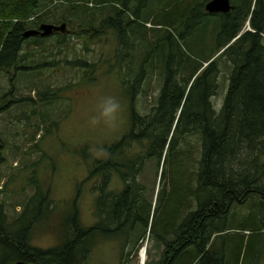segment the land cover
<instances>
[{"label": "trees", "instance_id": "obj_1", "mask_svg": "<svg viewBox=\"0 0 264 264\" xmlns=\"http://www.w3.org/2000/svg\"><path fill=\"white\" fill-rule=\"evenodd\" d=\"M153 1L163 4L152 8L150 0H0V71L18 74L30 63L47 73L72 68L87 84L82 69L89 66L92 84L109 61L113 64L106 72L119 65L123 89L132 100L130 129L98 158L91 156L89 177L77 186L78 195L62 221L70 238L57 248L31 245L35 226L47 223L56 210L52 190L44 194L38 187L11 223L0 206V264H40L47 261L46 255L52 264H86L94 233L121 240L128 248L123 259L128 264L148 228L157 249L167 245L159 264H260L264 253V0H231L228 14H208L206 4L211 0H173L171 5L169 0ZM249 16L253 32L242 33ZM149 22L160 28L148 30ZM42 24L67 27L48 37L25 38L27 31L41 30ZM111 34L117 38L115 55L91 61L95 43ZM76 41L81 42L77 47ZM72 50L78 53L74 61L62 56ZM224 61L229 64L230 81L222 104L215 107L212 98ZM160 64L164 70L158 95H153L149 110H139V96L152 98L145 75H155ZM42 71L36 72L38 77ZM53 87H45L44 96L39 94L40 105L51 97ZM192 135H198L194 139L198 138L199 160L193 159L196 146L190 141L181 146ZM82 156L90 159L86 148ZM153 160L160 174L154 210L146 186L138 180L146 161ZM194 165L198 171L190 178L189 167ZM114 174L124 185L122 192L108 189ZM98 178L102 183L92 188L101 190L96 202L98 223L84 231L78 201L84 183ZM217 233L223 235L213 238ZM209 241L223 243L225 249L207 253Z\"/></svg>", "mask_w": 264, "mask_h": 264}, {"label": "rangeland", "instance_id": "obj_2", "mask_svg": "<svg viewBox=\"0 0 264 264\" xmlns=\"http://www.w3.org/2000/svg\"><path fill=\"white\" fill-rule=\"evenodd\" d=\"M173 3V0H169V5ZM150 4L153 6L154 1L150 0ZM92 6L89 5L90 8ZM243 30L253 32L247 22ZM116 39L111 34L108 37H103L99 45L95 43L93 46L95 53L90 60L98 62L99 58L106 60L113 57L118 49L116 48ZM80 43L76 41L75 46L77 47ZM135 54L141 56L139 51H135ZM63 55L74 61L78 53L72 50L63 52ZM111 64L113 63L109 61L104 62L98 80L92 84L90 80L93 78V74L89 66L82 69L83 77H88L87 84H83L82 78L80 75L78 76V71L72 68L69 71L61 68L53 73H47L41 69L35 70V67L41 68L40 65L35 66L30 63L26 66L28 69L18 72L20 75L0 71V105L3 107H0V206L8 216V222L11 223L25 210L28 201L35 195L38 187L44 194H47V191L51 189L52 201L55 202L56 210L49 216L48 222L38 223L30 234V243L33 247L57 248L70 238L68 228L66 229L62 225V221L66 220L69 209L73 206L78 195V184L89 177L92 169L91 156L94 155L98 158L104 153L106 146L117 142L130 129L132 100L123 89L119 65L116 64L114 71L106 72ZM224 64L221 63L219 66L220 71L217 76L219 88L212 98L215 107L217 103L222 104L228 91L230 69L228 62L224 61ZM155 69V75H145L146 81L151 84L149 93L152 98L139 96L136 100L139 110L145 108L149 110L148 105L154 96L158 95L156 92L163 79L164 64L158 65ZM38 71H42L40 77L36 73ZM132 82L131 79L129 83ZM72 84L74 86L71 88ZM53 85L56 86L53 87ZM45 87H53L55 90L50 91L51 97L43 100L40 105L41 101L38 102V96L39 94L44 96ZM105 96H114L122 104V112L117 126L111 128L101 124L91 127L88 125V119L95 114L98 103ZM33 133L35 134L34 140ZM197 136L187 137L181 146H185L190 141V145L196 146L195 154L192 155L193 159L199 160L201 152L200 155L196 153V149H199L198 138L194 139ZM85 148L90 159H85L82 156ZM135 149L136 147L133 146L132 152ZM156 163V160L146 161L143 175L138 177L140 183L147 188V196L153 201V208L156 204V195L160 190V187L158 188L160 174L157 171ZM197 171L198 166L189 167L190 178ZM95 183L100 185L102 178L85 182L78 201L79 222L82 229H85L84 231L92 229L98 223L96 202L101 195V190H92ZM108 189L113 192L124 190V185L118 174H114ZM154 195L155 197L151 198ZM196 207L194 205V209ZM256 217H259V212H256ZM177 229L180 230L179 227ZM228 232L230 231L227 230L225 233ZM221 235L223 233H217L213 238H218ZM246 235L248 236L247 233ZM93 236L86 264H123L124 257L128 255V248L123 246L121 240L100 237L101 235L97 233H94ZM143 240L144 238L138 244L135 254L128 264L141 263L138 252L143 247L146 250V259L145 262L142 261V264H159L167 245L164 244L160 249H157L153 241L149 240L148 249H146L147 242ZM206 248L207 253L211 251L212 254L223 252L225 246L223 243L209 241ZM245 250L246 248L243 250L242 258L245 257ZM204 254L205 252L201 253L200 259ZM45 257L47 261H40V264H52L48 256ZM259 261L260 264H264V253Z\"/></svg>", "mask_w": 264, "mask_h": 264}, {"label": "clouds", "instance_id": "obj_3", "mask_svg": "<svg viewBox=\"0 0 264 264\" xmlns=\"http://www.w3.org/2000/svg\"><path fill=\"white\" fill-rule=\"evenodd\" d=\"M122 104L114 96L102 97L97 105L95 114L89 117L88 125L96 127L103 124L105 127L114 128L120 119Z\"/></svg>", "mask_w": 264, "mask_h": 264}, {"label": "water", "instance_id": "obj_4", "mask_svg": "<svg viewBox=\"0 0 264 264\" xmlns=\"http://www.w3.org/2000/svg\"><path fill=\"white\" fill-rule=\"evenodd\" d=\"M232 5L230 0H211L206 5V11L208 14H227L232 10ZM42 31L30 30L25 33V37L29 38L31 36L40 35L42 37L51 35L54 31H60L65 29V25L62 27H55L52 25H43L41 27ZM17 264H27L25 262H18Z\"/></svg>", "mask_w": 264, "mask_h": 264}, {"label": "bare ground", "instance_id": "obj_5", "mask_svg": "<svg viewBox=\"0 0 264 264\" xmlns=\"http://www.w3.org/2000/svg\"><path fill=\"white\" fill-rule=\"evenodd\" d=\"M231 11H232V10H231ZM231 11H230V12H231ZM230 12H229V13H230ZM227 14H228V13H227ZM164 238H165V237H164ZM158 239H159V238H158ZM159 240H160V239H159ZM145 259H146L145 251H142V260H145Z\"/></svg>", "mask_w": 264, "mask_h": 264}]
</instances>
